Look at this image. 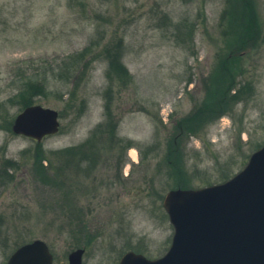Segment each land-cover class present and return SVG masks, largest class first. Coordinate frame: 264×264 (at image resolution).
I'll use <instances>...</instances> for the list:
<instances>
[{"label": "rangeland", "instance_id": "374dc122", "mask_svg": "<svg viewBox=\"0 0 264 264\" xmlns=\"http://www.w3.org/2000/svg\"><path fill=\"white\" fill-rule=\"evenodd\" d=\"M33 104L58 112L40 142L11 128ZM262 145L264 0H0V264L36 239L52 264L159 257L166 192Z\"/></svg>", "mask_w": 264, "mask_h": 264}, {"label": "water", "instance_id": "95a60500", "mask_svg": "<svg viewBox=\"0 0 264 264\" xmlns=\"http://www.w3.org/2000/svg\"><path fill=\"white\" fill-rule=\"evenodd\" d=\"M12 131L41 141L58 131V112L39 104L14 118ZM163 207L174 233L167 252L156 259L128 252L119 264H264V145L230 179L198 189L169 190ZM82 249L68 264H81ZM39 239L17 248L6 264H51Z\"/></svg>", "mask_w": 264, "mask_h": 264}, {"label": "trees", "instance_id": "16d2710c", "mask_svg": "<svg viewBox=\"0 0 264 264\" xmlns=\"http://www.w3.org/2000/svg\"><path fill=\"white\" fill-rule=\"evenodd\" d=\"M245 13H247V14H252V8H251V6L249 5V4H247V6H246V8H245ZM249 25H251L252 26V23L251 24H249ZM255 27V24L253 25V28Z\"/></svg>", "mask_w": 264, "mask_h": 264}]
</instances>
